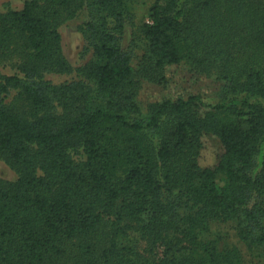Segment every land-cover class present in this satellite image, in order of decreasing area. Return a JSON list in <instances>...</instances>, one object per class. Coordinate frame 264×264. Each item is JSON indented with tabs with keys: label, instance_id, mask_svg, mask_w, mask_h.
<instances>
[{
	"label": "trees",
	"instance_id": "obj_1",
	"mask_svg": "<svg viewBox=\"0 0 264 264\" xmlns=\"http://www.w3.org/2000/svg\"><path fill=\"white\" fill-rule=\"evenodd\" d=\"M147 11L129 33L122 0L0 9V160L15 174L0 176V264H240L236 247L204 237L214 221L264 244V0ZM73 20L86 58L75 67L59 32ZM171 64L218 80L219 100L142 111V84L166 86ZM203 134L223 147L211 167Z\"/></svg>",
	"mask_w": 264,
	"mask_h": 264
},
{
	"label": "rangeland",
	"instance_id": "obj_2",
	"mask_svg": "<svg viewBox=\"0 0 264 264\" xmlns=\"http://www.w3.org/2000/svg\"><path fill=\"white\" fill-rule=\"evenodd\" d=\"M24 0H0V9L11 7L21 8ZM127 15V30L129 33L137 31V27L148 21V7L153 0H122ZM77 20L63 23L59 26L61 34L62 51L71 66L75 67L83 63L86 58L81 56L82 36L78 29ZM137 40L134 49L132 64L135 65L141 53V47ZM167 85L162 87L144 82L136 96V101L143 111L147 102L163 98L187 97L190 94H198L203 102L215 103L219 97L220 83L212 76L197 74L190 71L184 64H171L166 67ZM74 73L51 74L48 78L53 82L71 79ZM206 108L201 107L200 112ZM202 148L199 156L201 166L211 167L215 165L223 151L219 139L213 134L202 135ZM0 176L5 179H13L14 172L0 160ZM206 238H215L220 242H226L227 246L238 249L240 264H264V244L259 247L247 248L236 236L232 222L214 221L209 230L204 234Z\"/></svg>",
	"mask_w": 264,
	"mask_h": 264
}]
</instances>
